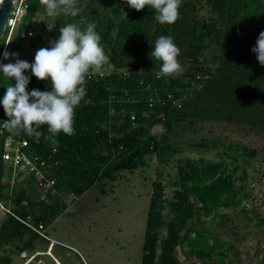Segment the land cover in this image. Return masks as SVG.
Returning <instances> with one entry per match:
<instances>
[{
    "label": "trees",
    "instance_id": "1",
    "mask_svg": "<svg viewBox=\"0 0 264 264\" xmlns=\"http://www.w3.org/2000/svg\"><path fill=\"white\" fill-rule=\"evenodd\" d=\"M26 2L29 21L16 45L9 42L8 53L19 54L26 41L34 46L44 39V47H50L66 23L83 28L95 22L109 57L99 71L86 74V96L75 109V135L61 132L56 150L44 139L46 126L38 141L25 133L19 136L29 143L25 150L52 163L54 175L69 192L82 194L93 185L113 187L123 175L138 170L149 174L153 159L166 164L182 152L183 144L191 145L192 140H177L181 132L207 120L264 137V66L252 51L264 31V0H182L180 18L172 25H161L153 9L136 11L126 0H78L82 12L76 17L61 15L53 25L42 15L39 0ZM33 27L37 36H23ZM160 35H171L181 49L183 71L175 78L156 77L160 62L149 54ZM16 57L4 58L1 64L15 63ZM25 75L30 77L29 92L50 90V81H40L28 71ZM12 83L14 78L0 72V89ZM168 94L174 99L194 97L176 108ZM155 126L164 131L152 133ZM214 139L215 145L203 138L193 146L212 145L218 160L187 159L176 164L173 175L144 177L152 191L140 264H239L237 248L222 240L218 230L232 232L242 219L264 232V213L252 202L251 188V182L264 180V169L249 174L243 166L247 159L259 160L261 150L228 134ZM163 179L170 186L169 197ZM3 182L0 200L5 205L11 201L13 215L0 222V264H10L13 256L38 252L43 239L34 230L39 225L45 229L56 213L48 211L50 203L32 201L21 188ZM260 249L258 245L256 255Z\"/></svg>",
    "mask_w": 264,
    "mask_h": 264
},
{
    "label": "rangeland",
    "instance_id": "2",
    "mask_svg": "<svg viewBox=\"0 0 264 264\" xmlns=\"http://www.w3.org/2000/svg\"><path fill=\"white\" fill-rule=\"evenodd\" d=\"M28 21L29 17L25 16L19 27L22 26L16 27L12 37L13 47L17 43L16 38L24 31V25ZM34 28L36 27H33V30ZM47 28L49 29L50 26ZM37 35L38 32L35 29L34 37ZM44 46V39L34 46H30L27 41L24 42L15 62L20 59L30 64L33 63L36 51ZM6 47L5 44V50ZM27 71L31 73L30 70ZM4 91L0 89V101L3 100L6 89ZM193 97V95L185 94L178 99L182 104ZM0 115L5 120L8 119L2 103H0ZM163 131L161 126H155L152 129L154 134ZM226 134L230 135L234 141H240L244 145L261 150L257 153L261 157L259 160L249 161L247 159L246 164L243 165L249 174L256 169L261 171L264 169V137L262 135L252 134L251 137L245 130L237 131L233 126L226 124L223 126L219 122L207 120L198 123L195 130H187L179 134L177 140H192L191 145L183 144L182 152L171 156L168 163L159 164L153 159L150 169L146 171L149 174H141L138 170L123 175V179L115 182L113 187L109 184L103 188L93 185L82 194L71 193L58 176L54 175L52 169L47 170V174H44L45 178L54 177L58 180L55 186L56 196L50 201L51 208L48 210L55 211L56 218L45 226L43 231L49 241L42 238L43 241L36 246L37 253L25 252L19 256H13L10 264H140L146 216L152 191L150 182H146L144 177L149 175L151 179H154L159 173L163 177L166 174L173 175L176 164L187 159L218 160V150L212 148V145L208 149H203L193 146V143H199L204 138L215 145L217 140L215 141L214 138ZM19 136L11 135L14 139ZM2 140L3 138H0V147ZM24 152L31 154L29 149ZM1 153L0 148V155ZM11 170L12 168L6 163H0V186L5 183L3 181H9L12 187L21 188L29 195L30 200L35 201L37 190L34 178L19 168H15L13 173ZM163 183L166 187L165 195L169 197L170 186L164 179ZM251 188L255 195L252 197V202L255 201L259 212L264 213V180H261V184L257 181L251 182ZM70 197L71 203L68 202ZM1 202L4 204L3 201ZM10 202L7 204L11 206ZM33 209L34 207L29 208L34 212ZM226 212L233 213L231 210ZM235 224L236 229L232 232L218 230L221 233V239L237 248L240 253L239 264H260L264 253V232L255 228L253 223H245L242 219L237 220ZM258 245L261 249L256 255L255 250Z\"/></svg>",
    "mask_w": 264,
    "mask_h": 264
},
{
    "label": "clouds",
    "instance_id": "3",
    "mask_svg": "<svg viewBox=\"0 0 264 264\" xmlns=\"http://www.w3.org/2000/svg\"><path fill=\"white\" fill-rule=\"evenodd\" d=\"M126 2L136 11H141L146 6L153 9L154 18L161 25H172L180 18L182 0H126ZM39 3L43 7L42 15L49 18L53 25L59 16L76 17L83 10L78 0H39ZM121 15L127 18V13L122 11ZM96 29L95 22H88L83 28L71 22L64 24L59 29V38L50 41V47L37 50L31 64L20 59L15 63L1 64L3 58L18 55L10 54L4 49L7 33L3 31L0 72L11 80L14 78L15 83L6 87V93L0 101L8 117L6 121L0 123V129L14 136L25 133L38 141L44 135L40 129L46 126L48 135H45L44 139L50 142L53 150L58 148L56 137L61 132L69 136L75 135V109L86 96V74L90 70L99 71L109 61L101 43V35ZM29 31L34 37V30ZM14 32L15 30L9 42ZM28 32H24L23 36L31 38L27 35ZM252 51L260 65L264 66V31L260 32ZM180 54L181 49L171 35H160L155 40L149 55L152 60L160 62L159 70L156 72L158 79L175 78L182 73ZM27 70L40 81H50V90L33 89L29 92L27 86L30 77L25 75Z\"/></svg>",
    "mask_w": 264,
    "mask_h": 264
},
{
    "label": "built area",
    "instance_id": "4",
    "mask_svg": "<svg viewBox=\"0 0 264 264\" xmlns=\"http://www.w3.org/2000/svg\"><path fill=\"white\" fill-rule=\"evenodd\" d=\"M26 9V0L13 1L12 9L4 28L5 33H7V37L5 39L6 45L10 40L12 32L20 24ZM27 35L32 37L33 33L29 31ZM167 100L171 101L173 107L179 108L181 105V101L179 99H174L171 94L167 95ZM164 104L165 103L162 102V105ZM131 119H134V114L131 116ZM3 121L6 120L0 115V123ZM0 138H3L2 153L0 155L2 162L6 163V165L12 168V173L15 168H19L28 176L33 177L35 181V189L37 190V197L35 199L36 202L40 204H49L50 201L56 196L55 186L57 182L54 177L45 178L44 174H47V170L53 169L52 163L45 160L44 158L32 154H26L24 150L29 146V143L22 137H17L14 139L6 130L0 129ZM56 164L57 162H55L54 165ZM68 202H72L71 197L68 199ZM6 215L13 214L11 209L4 205L0 200V221H2ZM34 231L37 232L42 238L47 240L46 236L43 234L44 227L42 225H39Z\"/></svg>",
    "mask_w": 264,
    "mask_h": 264
},
{
    "label": "water",
    "instance_id": "5",
    "mask_svg": "<svg viewBox=\"0 0 264 264\" xmlns=\"http://www.w3.org/2000/svg\"><path fill=\"white\" fill-rule=\"evenodd\" d=\"M14 0H0V42L3 36L4 26L11 12Z\"/></svg>",
    "mask_w": 264,
    "mask_h": 264
},
{
    "label": "crops",
    "instance_id": "6",
    "mask_svg": "<svg viewBox=\"0 0 264 264\" xmlns=\"http://www.w3.org/2000/svg\"><path fill=\"white\" fill-rule=\"evenodd\" d=\"M54 258V257H53ZM55 259V258H54ZM56 260V259H55Z\"/></svg>",
    "mask_w": 264,
    "mask_h": 264
}]
</instances>
